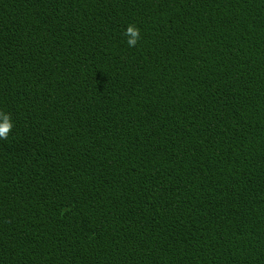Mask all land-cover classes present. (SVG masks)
I'll return each instance as SVG.
<instances>
[{"label": "trees", "instance_id": "1", "mask_svg": "<svg viewBox=\"0 0 264 264\" xmlns=\"http://www.w3.org/2000/svg\"><path fill=\"white\" fill-rule=\"evenodd\" d=\"M0 111V264H264V0H0Z\"/></svg>", "mask_w": 264, "mask_h": 264}, {"label": "clouds", "instance_id": "2", "mask_svg": "<svg viewBox=\"0 0 264 264\" xmlns=\"http://www.w3.org/2000/svg\"><path fill=\"white\" fill-rule=\"evenodd\" d=\"M126 38V44L128 47H135L140 39V30L134 25H128L123 33ZM0 139L7 140L8 135L13 127L11 117L9 114H5L0 111Z\"/></svg>", "mask_w": 264, "mask_h": 264}]
</instances>
